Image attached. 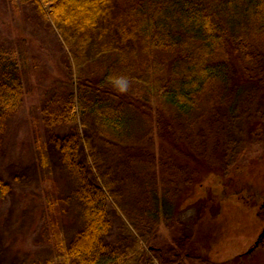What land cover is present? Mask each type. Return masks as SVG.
Here are the masks:
<instances>
[{
  "label": "trees",
  "instance_id": "1",
  "mask_svg": "<svg viewBox=\"0 0 264 264\" xmlns=\"http://www.w3.org/2000/svg\"><path fill=\"white\" fill-rule=\"evenodd\" d=\"M8 1L51 21L75 86L32 125L44 264H264V189L226 181L264 148V0ZM35 86L0 43V122Z\"/></svg>",
  "mask_w": 264,
  "mask_h": 264
},
{
  "label": "rangeland",
  "instance_id": "2",
  "mask_svg": "<svg viewBox=\"0 0 264 264\" xmlns=\"http://www.w3.org/2000/svg\"><path fill=\"white\" fill-rule=\"evenodd\" d=\"M22 37L27 40L25 48L20 41ZM0 43L15 53L21 65L29 68V75L36 84L32 92L34 102L15 114L7 124L6 120L0 122V169L12 184V191L6 200H0V254L6 255L2 258L6 264H11L10 257L19 258L17 264H44L50 254L51 242L46 235L44 217L46 196L45 192H41L43 189L33 163L32 125L35 118L42 124L44 109L53 111L56 92L67 90L66 86L69 90L75 88L74 84L65 82L67 77L73 78L69 69L71 60L51 21L41 15L33 4H24L14 10L8 0H0ZM50 82L53 83L51 90L46 92L44 86ZM259 152V155H247L248 165L244 163L226 181L241 178L242 181H249L253 186H248L253 190H256L255 187L264 189V148ZM207 172H202L201 176ZM59 180L62 189L70 186L65 174L60 173ZM218 182L219 176H216L213 185ZM252 189L250 194H253ZM256 200L264 205V197L259 196ZM200 205L203 203L187 210L183 219H195L202 207ZM115 208L114 204H109L114 223L112 238L117 237V228L122 220ZM261 213L264 215V208ZM260 258L263 259L262 255ZM260 258L257 257V260L263 261Z\"/></svg>",
  "mask_w": 264,
  "mask_h": 264
}]
</instances>
